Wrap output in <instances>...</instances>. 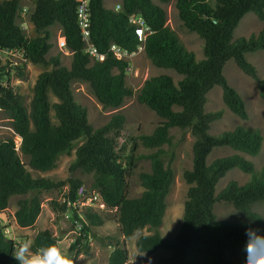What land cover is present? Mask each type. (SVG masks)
Returning a JSON list of instances; mask_svg holds the SVG:
<instances>
[{
  "label": "trees",
  "instance_id": "1",
  "mask_svg": "<svg viewBox=\"0 0 264 264\" xmlns=\"http://www.w3.org/2000/svg\"><path fill=\"white\" fill-rule=\"evenodd\" d=\"M32 2L28 15L35 36L27 37L17 21L23 10L20 0H0V49L16 50L23 60L16 66L9 59L0 64V110L10 118L14 133L21 138L18 147L13 138L0 139V211L9 206L12 197L18 196L14 221L20 228H30L41 212L39 194L65 187L63 203L53 200L52 204L81 222V233L72 244L73 248L79 247L88 239L90 225H101L104 221L103 215L90 206L78 207L83 199L78 189L84 187L87 195L95 191L105 206L114 210L120 234L125 239L143 229L154 230L151 234L139 235L135 243L138 250L149 254L167 251L157 264H246L245 250L253 239L256 242L253 256L264 255L261 216L252 210L254 203L264 201V166L257 169L248 158L259 154L263 136L258 129L243 125L211 134V124L223 116L224 110L205 108L208 92L220 86L228 110L241 119H248L245 100L223 73L229 60L254 79L264 94V78L246 58V53L264 50V28L249 37H233L234 29L247 13L264 20V0H175L183 26L203 40L200 60H196L194 53L167 25L166 10L153 0H121L117 10L106 8L104 0L88 1L89 41L98 53L104 54L103 59H96L84 49L77 23L80 0ZM132 15L140 17L143 26L148 28L141 39L136 32L138 24L130 21ZM54 25L65 38L70 58L68 66L61 64L60 55L47 57L52 47L50 28ZM111 43L129 53L141 47L154 66L173 69L181 75L177 83L167 74L150 77L137 91L138 102L151 109L160 121L152 133L138 138L152 152L143 156L150 160L151 166L149 172L139 173L143 190L136 197H129V187L130 175L140 158L136 153L138 143L133 142L126 159L118 144L119 133L126 123L125 115L114 113L105 124L93 128L87 110L77 103L71 88L75 80L86 81L102 107L113 109L121 107L134 94L127 82L130 60L118 59L109 53ZM26 62L46 67L35 80L29 107L24 105L22 95L9 85L10 70L16 68L21 74ZM49 93L57 100L51 103ZM172 127L189 129L194 142L192 166L183 171L188 184L183 220L174 237L165 238L157 228L162 223L173 181L169 163L174 152L163 149L164 145L171 144ZM221 147L235 152L207 163L212 150ZM74 148L68 170L79 169L91 174L92 181L87 187L80 178L69 176L55 181L34 177L27 168L47 172ZM235 168L248 174L249 180L241 185L231 180L216 192L219 180ZM68 202L78 206L68 207ZM217 202L230 203L246 219H219L214 212ZM246 227L256 231L246 235ZM4 229L0 224V264H17L13 257L21 244L8 238ZM56 242L51 231L40 230L33 237L31 250L38 252L40 248L55 247ZM128 260L124 242H116L108 264H127Z\"/></svg>",
  "mask_w": 264,
  "mask_h": 264
},
{
  "label": "rangeland",
  "instance_id": "2",
  "mask_svg": "<svg viewBox=\"0 0 264 264\" xmlns=\"http://www.w3.org/2000/svg\"><path fill=\"white\" fill-rule=\"evenodd\" d=\"M160 4L167 12V25L172 28L186 48L194 53L196 60L203 58V40L194 32L185 28L178 17L175 7V0H170L167 3H162L159 0H153ZM121 0H104V5L108 9H120ZM32 0H20V7L27 9L26 14L17 21L23 26L27 37L35 36L32 24L29 22V9L32 7ZM264 28V20H260L254 13H247L234 29L233 37H249L252 34H257ZM52 37L50 42L52 47L47 57L60 55L61 64L69 65L70 58L68 51L60 48L63 37L61 30L57 25L50 28ZM63 47V46H62ZM19 52L7 55L0 51V64L3 65L7 59L22 64V59ZM246 58L249 62L255 65L259 74L264 78V50L246 53ZM130 71L127 74V82L133 89L134 94L128 97L123 105L119 108H103L95 98L92 89L86 81L75 80L71 84V88L78 104L87 110L88 121L93 128H98L105 124L114 113H122L125 115L126 123L120 131L118 144L123 148V157L126 159L130 153L133 142L137 141V154L140 158L137 161L136 168L130 175L129 197L139 196L143 190L140 181V172L150 171V160L143 157L152 151L139 141V136L142 134H150L154 130L160 118L144 104L137 100V91L143 85L144 81L150 77L160 74L170 75L174 82L181 78L173 69L158 68L154 66L142 51H137L130 58ZM46 67L26 62V66L22 67L21 74L18 69L10 70L9 85L13 87L23 97L24 105L29 107V103L33 93V86L38 74ZM227 82L234 87L243 97L248 110V119H241L228 110L222 100V89L220 86H214L208 92V101L205 105L206 110H224L223 116L211 124L209 132L217 134L225 130H231L237 125L256 128L263 136L262 147L259 154L255 157H248L254 163L255 168L261 169L264 166V94L259 89L257 82L250 76L242 72L233 60H229L223 70ZM4 83L7 80H2ZM50 102L57 99L49 93ZM51 117L54 120L53 110ZM172 141L170 145H164L165 151H173L174 158L169 163L173 171V181L166 197V210L161 225L157 228L158 232L165 238H173L178 231L184 213V203L187 199L188 184L183 177L184 169L192 166V145L194 136L189 129H179L172 127L170 129ZM5 137L13 138L17 147L20 145L21 138L14 133L11 127V121L8 116L0 110V139ZM81 140L77 143L79 144ZM235 151L228 147L215 148L208 155L207 163L212 162L217 157L230 155ZM75 148L70 155H63L59 158L55 168L47 172H35L27 166L34 177L40 176L49 178L55 181L64 180L71 177L80 178L84 182V186H89L92 181V175L83 173L81 170L70 172L68 170L71 160L74 158ZM21 159L26 162V157L19 151ZM142 156V157H141ZM167 158V157H166ZM166 159L165 163H167ZM248 174L242 173L238 169H231L226 175L221 178L216 185V192L225 188L227 184L234 180L238 184H244L249 180ZM62 189H52L42 191L39 194L41 199V212L34 226L30 228H20L14 221V212L16 209V200L18 196L12 197L9 206L0 211V224L8 226L11 229V236L16 242L29 245L33 242V237L40 230H49L56 237L55 248L72 262L78 264H108L109 256L112 252L113 245L116 242L125 244L129 254L127 264H157L158 260L167 255V251L157 250L151 254L142 252L136 247V239L139 235H148L154 232L153 229H143L134 233L130 239H125L119 231V226L115 219V212L107 207H101L99 200L95 201L91 207L100 212L104 221L101 225H90L88 239L83 241L79 247H72L73 242L79 235L76 226L65 217L60 210L52 204L55 200L59 204L63 203ZM98 199V197H97ZM88 204V203H87ZM252 210L261 216L260 227L264 233V201H258L252 205ZM214 212L219 219L227 221L245 220V215L236 210L230 203L217 202L214 205ZM31 251V248H30Z\"/></svg>",
  "mask_w": 264,
  "mask_h": 264
},
{
  "label": "built area",
  "instance_id": "3",
  "mask_svg": "<svg viewBox=\"0 0 264 264\" xmlns=\"http://www.w3.org/2000/svg\"><path fill=\"white\" fill-rule=\"evenodd\" d=\"M88 1L89 0H80V4L78 6L77 9V23L78 26L81 30V35H82V39L85 42V51L89 52L93 57H95L96 59H103L104 58V54H100L97 52V50L94 48V46L90 43L89 41V6H88ZM26 14V9H23L22 12L19 13V16L22 18L24 15ZM130 21H132L133 23H137L138 25L136 26V32L139 36V39H141L142 36H144V34L146 33V31L148 30L147 27L143 26V20L140 17H137L135 15H132L130 17ZM63 37V36H62ZM63 46V47H62ZM60 48H64L66 51H68L66 49L65 46V38L63 37L62 43L60 44ZM142 48L139 47L137 51H141ZM1 52L7 54V55H11L12 53H16L18 51L16 50H7V49H0ZM137 51L129 53L126 50L122 49L120 46L111 43L109 45L108 48V52L111 53L114 57L118 58V59H123V58H127L129 59L133 54H135ZM69 53V52H68ZM21 55V53H20ZM25 61V58H24ZM14 66L17 65V63L13 62L12 63ZM130 65L127 68V71H130ZM78 193L79 195L83 198L82 200L79 201V206L75 205V204H71V202H68V207H70L71 205H73L74 207L78 206H90L97 200H99V204L101 205V207H106L105 204L103 203V201L101 200L100 196L98 195V193H96L95 191H91L88 195L86 194V189L84 187H80L78 189ZM98 197V199H97ZM88 203V204H87ZM92 208V207H91ZM65 217L67 219H69L72 224L74 226H76V229L79 231V235L81 233L82 230V224L81 222H79V220H77L76 218H72L71 214L69 212H65ZM4 234L8 237V238H12V234H11V229L8 226H5L4 229ZM15 240V239H13ZM19 246H17L18 248ZM32 253H37L31 250Z\"/></svg>",
  "mask_w": 264,
  "mask_h": 264
},
{
  "label": "clouds",
  "instance_id": "4",
  "mask_svg": "<svg viewBox=\"0 0 264 264\" xmlns=\"http://www.w3.org/2000/svg\"><path fill=\"white\" fill-rule=\"evenodd\" d=\"M256 230L251 227L245 228V234L251 236ZM31 245L26 242L21 244L14 252V259L17 264H72L59 249L49 246L40 248L37 253L30 251ZM256 248L255 240H250L246 247V264H264V255L253 256Z\"/></svg>",
  "mask_w": 264,
  "mask_h": 264
}]
</instances>
